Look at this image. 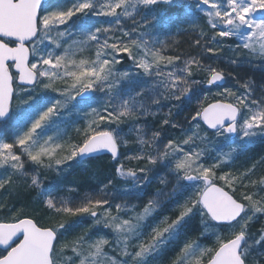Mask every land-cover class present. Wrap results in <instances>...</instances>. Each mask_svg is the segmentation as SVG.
Instances as JSON below:
<instances>
[{"label":"snow or ice","instance_id":"obj_1","mask_svg":"<svg viewBox=\"0 0 264 264\" xmlns=\"http://www.w3.org/2000/svg\"><path fill=\"white\" fill-rule=\"evenodd\" d=\"M257 142L264 0H0V264H264Z\"/></svg>","mask_w":264,"mask_h":264},{"label":"rangeland","instance_id":"obj_2","mask_svg":"<svg viewBox=\"0 0 264 264\" xmlns=\"http://www.w3.org/2000/svg\"><path fill=\"white\" fill-rule=\"evenodd\" d=\"M178 39L181 41V44L183 45V50L189 51L190 49L187 48V42L189 40H191V39H194V37L187 36V35H181V36L178 37ZM240 74H241V76H244L246 74L247 75H252L257 81L260 80V70H258V69H249V68L245 67L244 69L241 70ZM228 86L232 87L233 86L232 82H229ZM263 145L264 144H261V143L257 142L253 146V151L250 152L249 155L256 154L258 147L263 146ZM243 163H244V158H241L239 161H237L236 167H240ZM73 169H71L70 172L68 174H66L67 179H66L65 183L73 181V180H71L72 179V175H73V172H72ZM86 174L88 175L87 177H88L89 180L88 179L87 180L89 181V183L94 184L95 181L90 179L89 173H86ZM45 187L54 195L55 194H63V191H62L63 185L60 186L61 187V191L59 193H58V190H57V187H56L55 183H47L46 182ZM21 194H24L25 196L30 198L31 199V203L33 204L34 193H21ZM260 226H261V222L258 220L252 230L255 232ZM103 232H107V230H103ZM103 232H102V234H103ZM72 234L74 235L75 233H72ZM211 242L212 241H206V243H211ZM166 259H167L166 257L162 258L161 264H166Z\"/></svg>","mask_w":264,"mask_h":264},{"label":"trees","instance_id":"obj_3","mask_svg":"<svg viewBox=\"0 0 264 264\" xmlns=\"http://www.w3.org/2000/svg\"><path fill=\"white\" fill-rule=\"evenodd\" d=\"M262 152H264V145L258 147L256 154L258 155ZM108 163L109 162L107 159L103 161H95L93 162L92 167L95 168L99 166L102 175L103 172L107 171ZM72 172L73 175L71 180H75L76 182H78L81 185V188L88 187L89 185H91V183H89L88 181L89 180L87 177L88 175L81 168H74ZM14 202L17 203L18 206L25 208L26 211L31 210V208L34 207V204L31 203V199L25 196L24 194H20L19 197H15Z\"/></svg>","mask_w":264,"mask_h":264}]
</instances>
